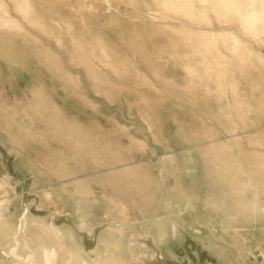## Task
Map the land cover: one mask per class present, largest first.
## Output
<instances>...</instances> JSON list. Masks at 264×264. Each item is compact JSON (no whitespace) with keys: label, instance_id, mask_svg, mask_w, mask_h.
I'll return each instance as SVG.
<instances>
[{"label":"rangeland","instance_id":"374dc122","mask_svg":"<svg viewBox=\"0 0 264 264\" xmlns=\"http://www.w3.org/2000/svg\"><path fill=\"white\" fill-rule=\"evenodd\" d=\"M227 2L0 0L27 54L17 84L0 64V224L70 232L93 264L108 232L119 264H264V0ZM12 232L0 264H28Z\"/></svg>","mask_w":264,"mask_h":264},{"label":"bare ground","instance_id":"6f19581e","mask_svg":"<svg viewBox=\"0 0 264 264\" xmlns=\"http://www.w3.org/2000/svg\"><path fill=\"white\" fill-rule=\"evenodd\" d=\"M234 1H236V0H229V2H227V4H229V6L231 8L232 7L237 8ZM261 2H263V0H261ZM254 14H256V12L252 11L249 15L252 17V16H254ZM3 162H5V161H3ZM12 164H13V166L23 167V164L18 157H16L14 159ZM2 166L0 165V194H1L0 206L1 207L3 206L6 213H8V211L10 209L9 208L10 200L8 199L7 194H6L7 193L6 180L8 178H10V174L6 173V171H5L6 174L1 176ZM4 167H6V166H4ZM8 195H10V194H8ZM28 223H29V221L26 220L20 226H14V225L12 226L11 221L9 219H5L2 222V224H0V231L3 234H5L8 229L13 230L12 234H14V235L11 237V239L13 240V243H14L13 247L14 248L12 249V252L10 251L11 253H13L14 255H16L18 257L20 255V252L18 251V245H21L23 247V246H26L29 244L32 247V249H31L32 253H30L32 255V259L29 261L28 264H55V263L56 264H64V262L66 260H69V261H71V263L73 262L74 264H93L89 260V255L86 256V254H84L83 248L81 246H79L78 244L74 245V243H75V242H73L74 239L72 240L73 243L69 242L74 237V236H72V234L70 232L66 238V236H62L58 231H53V233L51 234L53 242H52V244H49L47 241L46 234L43 233V231H40L41 234L36 238L38 240L37 245H39V246H35L33 244L34 240L31 238V236L28 237V236L24 235L25 230L26 229L28 230L31 228L28 225ZM40 228L43 230V226H40ZM158 233L159 232H157V234ZM159 241H162V240H159ZM202 241H204V240H202ZM21 246H20V248H21ZM208 246L216 255H218V257L220 258L221 261L227 262V259H228V253L227 252L220 251V250H218V248L213 247L210 244H208ZM93 250H94L93 260H97V264H119V262L116 261V259L114 260L113 257H114V252H118L121 250V244H120L119 239L114 238L111 233L108 232V233L104 234L102 236L101 240L96 244V247ZM12 263L13 264H25V262L22 263V261L21 262L18 261L17 258L15 260H12Z\"/></svg>","mask_w":264,"mask_h":264},{"label":"crops","instance_id":"0c3cea01","mask_svg":"<svg viewBox=\"0 0 264 264\" xmlns=\"http://www.w3.org/2000/svg\"><path fill=\"white\" fill-rule=\"evenodd\" d=\"M6 24L8 25L9 23L7 21H0V25L1 24ZM33 42V41H32ZM23 45H28L24 44L23 41ZM37 44H35L36 46ZM34 49V46L32 47ZM19 47H13L10 44H7L4 40L0 39V64L5 63L8 66V71L6 76H4L3 78L10 84H17L19 82V76L17 74V71L19 70V68L24 67V65L26 64L24 58H27V54L26 52L19 50ZM35 52V50L33 51V53ZM5 54V55H4ZM5 57H7L9 60H11V62L13 63L12 65L6 61ZM39 57V55L37 56V58ZM16 69H18L16 71ZM22 70V69H21ZM0 69V79H1V74H3V71ZM66 73V72H65ZM68 76H71V72L67 71ZM3 76V75H2ZM1 84V83H0ZM40 86L36 85V83H33V85L31 87H28L27 89H39ZM42 88H44V86H42ZM46 88H50L51 90H55V89H62L64 87H56V85H53L52 82H47ZM55 94L53 93L51 95V99L54 100L55 99ZM253 212V213H252ZM250 211V216L252 215V218L254 220L255 217H259V213L258 212H254V211ZM242 216V215H241ZM244 218L249 219L248 216H244Z\"/></svg>","mask_w":264,"mask_h":264}]
</instances>
